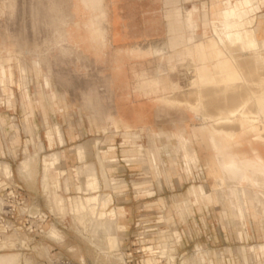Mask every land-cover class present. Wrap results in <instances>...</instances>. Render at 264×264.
I'll return each mask as SVG.
<instances>
[{
    "label": "crops",
    "instance_id": "crops-1",
    "mask_svg": "<svg viewBox=\"0 0 264 264\" xmlns=\"http://www.w3.org/2000/svg\"><path fill=\"white\" fill-rule=\"evenodd\" d=\"M210 1L203 5L200 13L203 24L200 34L197 32L200 28L196 19L198 8H190L194 31L191 34L212 36L213 21L221 18L219 12L225 2L236 3L242 9L255 8V14L264 21V0ZM25 2H65L68 13L63 18L64 34H58L56 48L43 51L33 43L24 45L17 40L15 45L0 49V87L5 86L9 71L11 78L12 71L17 72V81L21 73L22 80L32 82L29 91H23L18 85L15 98L6 97L7 103L13 101L16 105L12 111L3 109L0 112V119L6 121L5 125L0 121V134L19 133L25 141L23 150L26 146L33 147L34 137L40 135L44 142L40 141L39 151L41 143L45 148L40 153H46V148L59 150V167L67 172L82 166L77 146L83 145L86 150V145H91L86 150V161L96 164L103 182L97 151L101 147L108 150L114 146L117 161H104L106 175L112 185L123 182L129 185L119 196L112 193L113 201L108 211L120 233L127 230V225L134 226L142 216L149 219L161 216L179 231V249L184 256L194 247H201L208 251L209 264H264V212L258 208L254 190L239 196L242 200L239 203L238 197L229 195L227 189H220L218 178L226 181V176L221 175L213 145L198 130L203 111L191 109L189 102L196 100L185 98L182 90L175 94L170 89L173 83L182 86L177 81L175 63L169 61L170 56H181L183 52L179 48L163 47L164 53L159 55L163 57L156 62L153 58L157 56L151 54V48L147 50L153 37L167 41L179 38L182 31H178V24L176 31L169 32L168 13L178 7L182 11L186 1L11 0L10 3L18 8ZM91 21L95 24L91 25ZM209 26L211 34L207 31ZM104 29L105 39L100 35ZM136 47H143V52H132ZM25 55H33L34 62L26 64ZM11 57L17 63L7 62ZM190 69L194 70L193 66L187 68ZM27 72H31L29 77ZM158 75L163 84L160 89H154L150 79ZM46 77L51 87L46 86ZM169 96L179 97L183 102L171 103L167 100ZM76 104L75 108L69 106ZM13 112L17 113L15 120H12ZM169 118L184 121L162 122ZM113 120H118V124ZM57 125L63 129L65 146L59 144L55 133V136L52 134ZM152 128L166 135L154 142ZM182 128L185 135L192 138V148L197 153L201 170L192 161V172L187 171L184 150L175 139L167 136ZM263 130L264 112L256 130L246 127L236 138H224L228 151L242 160L264 163ZM89 136L95 137L93 144L94 138ZM151 151L157 155V163ZM93 158L96 161H90ZM136 182L139 186H135ZM194 185H202L205 193L195 192ZM115 197L121 206H114Z\"/></svg>",
    "mask_w": 264,
    "mask_h": 264
},
{
    "label": "rangeland",
    "instance_id": "rangeland-1",
    "mask_svg": "<svg viewBox=\"0 0 264 264\" xmlns=\"http://www.w3.org/2000/svg\"><path fill=\"white\" fill-rule=\"evenodd\" d=\"M185 1L186 2H183L182 11H181V8L178 7V8H174L172 11H169V13H168L169 32L176 31L177 30L176 25L178 24V31H182L178 35L179 38H176V39L171 38L170 40L167 41L164 39H160L159 37L156 36V37L152 38V43L148 44L147 47H150L153 44V45H159L158 47L167 46V47H172L173 49L179 48V50L183 52L181 56H178V55L170 56L169 61L170 62L172 61L173 63H175V68H176L175 72H176V76H177V81H179L182 84V86H181L179 83H173V85H175V84L180 85V88H181L179 90H176V91L173 90V91H174V93H176L177 91L180 92L182 90L183 91L182 95L185 98L189 96V100H192V98L195 95H193V94L191 95V93L195 92L194 90H196V88L192 87L191 82H193V81H191L192 79H190V77L195 75V71L190 69L189 70L190 73H189V71L187 70V68H189L191 66L194 67V65L190 64V60L185 54H187V49L189 47L193 46L194 42L197 41L198 39H200V37L205 36V34L197 36V37H195L194 34H191L194 31L192 29V23L188 22V15L187 14H188V10L190 8H193L194 6H196L198 8V12L196 13V19L198 21V24H200V28L197 32H198V34L202 33L203 32V24H202V20L200 18V13H202V11H203V5L204 4L208 5V4H210L211 1L210 0H196V1L194 0L195 2H191V0H185ZM10 2H11V0H0V49L5 48V47H11V46L15 45L17 40L20 44L23 43L24 45L29 44V43H33L35 46L39 47L43 51H47L51 47H55V48L57 47V45H58V43H57L58 38L57 37H59L58 34L59 33L61 35L64 34V32H63L64 31L63 30V23H64L63 18L66 16V13H68V6H66L65 2H46V3L45 2H25L24 6H19L18 8L14 5V3L12 5V3H10ZM182 12H183V14H182ZM206 14L207 13L205 12V19H207ZM46 19H48L50 22H48V23L44 22ZM190 20H192V17L190 18ZM206 23L207 22H205V24H204L205 26H206ZM92 24H95V22L91 21V25ZM263 25H264L263 19L259 18L257 15H256V21L252 25L253 27L252 26H249V27L246 26V24L244 23L243 20L239 19V17L237 15H234L232 17L231 28L233 30L242 29L244 32H246V30H248L247 28L257 29L259 31V40L261 43V45L258 47V49L264 51V37L262 36V31H264ZM211 29H212L211 26H209L207 29L209 34H211ZM100 32H101L100 35L104 38L106 36L105 29L101 30ZM12 38H14V39L12 40ZM49 40H51L50 43H49ZM252 50H253L252 48L248 49V51H252ZM162 53H164V52H162ZM162 53H160V54H162ZM160 54H152L153 56H157V58H153V61L159 62L160 58L163 57V56H159ZM244 54L246 55V53H243V56H242L243 60L242 61H244V58H245ZM77 56H78V58H80L79 55H77ZM246 58H245V61H248L247 62L248 64L244 63L245 65L247 64L246 65L247 69H245V70L250 72V71H252L251 68L252 67L254 68V66H252L253 62H250ZM24 59H25L24 62L26 64L34 62L33 55H25ZM56 60H58L57 57H56ZM9 61H11V63H17V61L14 59V57L7 58V62H9ZM20 67H21L23 73L26 74V68L21 64V61H20ZM249 68H250V70H249ZM12 72L14 73L13 78H11L10 71H9L5 86L0 87V112H2L3 109H8L11 111L14 110L16 104L13 103V101H12V104L7 103L6 97H8L9 99L11 96H12V98H15V95H16L15 88H17L18 85H19L20 89H23V91L24 90L29 91L30 86L32 85V82H30L29 79L22 80V75L20 72H19L20 73V76H19L20 81H17V72L16 71H12ZM27 73H28V77H29L31 72H27ZM193 73H194V75L191 76V74H193ZM38 79H39V77H37V80ZM45 81H46V86L51 87V83H50V80L48 77L45 78ZM189 83H190V85H189ZM37 84H38V86H40L39 82H37ZM162 84H163V80L160 77V75H158L156 77H152L150 79V85L154 89H160V86ZM262 84L264 85V80L262 81ZM252 87L254 89H255V87H256V89L257 88L260 89V87L258 85H254ZM163 89L167 90V88L164 85H163ZM170 89H172V86L170 87ZM190 89H193L192 92H190ZM259 89H257V90H259ZM218 93H221V92H218ZM218 93L215 92V94L217 96H218ZM239 93H238V95H236L237 93H235V94L233 92L226 93V92L222 91V94L219 95L220 98H221V96H223V98L220 99V100L223 99L221 101V103H220V100H218V99H217V102L214 101L215 99L213 100V98L217 97L215 94H214V96L209 94L212 97H210L209 95L206 96V98L208 97L207 99L209 100L208 104H207L208 100H206V98L204 99L205 103L208 105V107L206 106V108H209L208 110H210V111H216L215 109L216 108L218 109V107L221 106V104L223 106H227L228 104L231 105L234 103V101L236 102L237 100L239 101V99L241 100L244 98L245 93L244 92L242 94L240 93V95H239ZM226 94H229V95L226 96ZM230 95L231 96L234 95L233 96L235 98L234 101H233V97L231 98ZM224 96L226 97V99L224 98ZM239 96L242 98H240ZM173 97L169 96V98H173ZM175 98H177V97H175ZM225 100L227 102H225ZM228 100H229V103H228ZM231 100L233 102H231ZM212 101H214V103ZM69 106L71 108H75V107H77V104L76 105H69ZM69 106L67 105L68 108H69ZM212 106H214V107H212ZM212 109H214V110H212ZM16 115H17V113L13 112V116H15V119H16ZM0 121L2 122L3 125L6 124V121L3 118H1ZM183 121H184V119H175V118H169V119L162 120L163 123H171V124H175L176 122H183ZM113 123L115 125H117L118 120H113ZM202 126H204L203 120L200 119L198 130L202 134L203 138L205 140H207L206 135H207V133H209V128L208 127L202 128ZM180 130L181 129H179L175 133L176 134L179 133ZM150 132L152 134V133L159 132V131L152 128V129H150ZM54 133L56 134V138H58V140H59V144L61 146H65L67 144V140L65 138V135H64V132H63V129L61 128V126L57 125L55 127V130L52 131L53 135H54ZM136 136L137 137L140 136L138 132H136ZM89 138H94L93 140H91V143L93 144L95 141V137L89 136ZM40 141L44 142L43 138L40 135L35 136L34 137V146H33L34 148L32 146L31 147L26 146L25 150H23V148H24L23 145L25 144V141H24L23 136H21L19 133H17L16 135L13 134L10 136H6V135L3 136L0 134V160L5 161V162H10V164H12L11 165L12 166V172H13V176H14L15 180L22 182V184H24V186L27 190L26 191L27 200H28L29 206L32 209V213L37 214L38 212H44L45 214H48V216H49L48 220L44 223V227L46 230L45 233H42L39 235H34V234H27V232L23 231L20 233L21 235L10 233V234H8L9 236L7 235V237L5 236L4 238H1L0 239V247H1L0 248V254L20 253L21 257H22V261L20 264L24 263L26 259L28 261L30 260L29 263H34V262L38 261L39 258L49 259L52 256L68 257V258L74 259L77 262L81 263L80 257L82 255L85 256L86 264H125V263H123V262H126L124 255H123V252H125L126 246L128 244V238H130V236L134 233V226L133 225L132 226L127 225V230L125 232L120 233L118 225L116 224L115 227L117 230L115 229V232H116L115 235H117L116 236L117 240H116L115 236H114V238L112 236L111 237L109 236L111 238L109 240L106 236L107 234H105V233L104 234L106 237L103 238V236H102V237L98 238V236H96V234L99 235V233L95 232V234H94V232H93V230H95L94 228H92L93 224L91 225V223H89L87 220L84 221V219H85L84 209L81 212L74 210V207H76L78 200L73 202V204H72L73 207L67 206L66 213L68 211L69 215L68 216L66 215L65 217H63L62 212H59L57 209H55V211H54V209L51 210V208H47L45 206V202L40 201L30 191V188L28 187L27 180L25 178H23L22 176H20L18 173V164L24 158V154H26L28 152L29 153H35L36 152L35 156H37L39 154L40 159L42 161H44V158H46V160L49 161L50 166H51V170L53 172L65 173V174L69 173L66 170H61V168L59 167V164L61 162V154H60L59 150L54 149L52 151H49L46 148V153H40V152H43L45 149L43 144L41 143L40 144V151H39ZM86 146H87L86 150H87V148L91 147V145H86ZM18 147H20V149ZM77 148H78L77 150H78V154H79V160L83 166H78L79 168L77 167L74 172H71V175L83 182L81 184L83 186H81V187H84V184L86 183L85 190H84V192L82 191L78 194L79 197L86 198V197H89V196L94 195V194H98V195L101 194V195H105V196L110 194L113 197L112 193L114 195L116 194L117 196H119L120 194H123L125 192V190H127L129 188V185L126 184L125 182H123L122 184L120 183L117 185H112L113 183L108 179V177H107V179L105 178L107 176L105 174L103 175V178H104V182H103L101 180L100 175H99V171H98L96 164L93 163L94 164L93 165L92 162L86 161V159H85L86 157L85 158L82 157V155L84 156V152L86 150L80 155L79 145ZM101 148L103 149L105 147H101ZM252 149L257 150L255 147H253ZM114 150H116V148L114 146H111L108 150H102L103 151L102 155L106 158V160H107V158L117 159V155H116V152ZM57 154H58V159H57ZM44 155H45V157H44ZM85 155H86V152H85ZM80 156L82 158H84V160H82L80 158ZM97 158H98L99 162H100V159H102V157H100V156L99 157L97 156ZM104 160L102 159L103 162L102 161L101 162L104 163ZM90 161H96V159L93 158ZM157 161L158 160H156L155 162L157 163ZM101 162H100V164H101ZM88 164H91L92 166H94L93 171L96 170V172L94 171V173H93V171H92V173L94 174V176L97 177L98 181L97 180H94V181L98 182L97 184L99 186L98 185L97 186L99 187V189L96 185L95 186L97 188L94 186L96 188V190L93 186L91 187V189H89L88 186H90V185L88 182H91V181H88V180L85 181V179H84L86 176H84L85 173H83V172L88 170L87 169L89 167ZM187 164H188V168L186 167L185 169L191 173L192 172L191 164H190V162H188ZM85 165H88L86 169H84ZM95 167H96V169H95ZM103 167H105V166H103ZM219 167H220L221 175H223L220 163H219ZM101 168H102V166H101ZM199 168H200V166H199ZM83 169H84V171H82ZM77 170L80 172V173H78L79 175H76V173L78 172ZM91 170H92V168H90V170H88L86 172L87 174H90V176L93 175L92 173H89ZM104 171H105V168H104ZM80 174H81V177L78 178L80 176ZM82 174H83V176H82ZM102 174H103V168H102ZM87 176H89V175H87ZM96 177L94 179H96ZM218 185L220 186V189H221L222 185L219 182V178H218ZM228 185H229V183H228ZM228 185L226 183L224 184L225 187ZM135 186H139V183L136 182ZM200 186L201 185H199V186L194 185L193 186L194 191L201 193L202 191L200 190ZM86 188L89 189L87 192H86V190H87ZM52 194L53 193H51V196H52ZM121 205L122 204L117 203V199L115 197L114 206L118 207ZM156 205L159 206L158 203ZM172 206H175V205L173 204ZM65 209H66V207H65ZM72 210H73V212H72ZM108 211H110L109 208H108ZM54 212H56V213H54ZM73 216H74V218H75V216L76 217L78 216L80 218L79 219L80 221L76 220V218L74 219ZM82 217H84V219ZM126 220H127V218L124 220V222H126ZM87 222H88V224H87ZM53 224H54V226L58 227L64 233L66 240L63 242H65V243H63V242L57 243V242H55V241H53L47 237L48 231L54 227ZM109 224L113 227L115 225L114 223H113V225L111 223H109ZM89 225H91V226H89ZM101 238H103V239H101ZM105 238L108 240H105ZM3 240L4 241L6 240L5 243H3L4 242ZM23 240H24V242H23ZM112 240H113V242H112ZM9 242H10V244H9ZM61 243H63V244H61ZM4 246H6V247H4ZM45 246L48 247L50 250V253H52L50 255V257L45 255V253H44L45 250L43 248H45ZM187 249H189V248H187ZM43 250H44V252H43ZM186 250H184V251H186ZM180 253H183V252L180 251ZM191 254H192V251L189 250L188 255H191ZM120 255H121V257L123 256V258L119 257ZM117 258L119 260H121V259L122 260L119 261ZM123 259H124V261H123Z\"/></svg>",
    "mask_w": 264,
    "mask_h": 264
},
{
    "label": "bare ground",
    "instance_id": "bare-ground-1",
    "mask_svg": "<svg viewBox=\"0 0 264 264\" xmlns=\"http://www.w3.org/2000/svg\"><path fill=\"white\" fill-rule=\"evenodd\" d=\"M255 10H256L255 8L242 9L236 3L225 2V7L222 8L219 12L221 14L220 15L221 18L216 21H213L212 36L207 37L205 35L203 37H200V39L194 42L193 46L187 49V54L185 55L189 58L190 64L194 65L193 69L195 71V75L190 77V79H192L191 81H193L191 82L192 87H195L196 90H194L195 92H192V90L194 89L193 88V89H190V92H192L191 95L192 94L195 95L194 99L196 98L195 99L196 101L192 99L195 102L193 103L190 101L189 106L191 107V109L195 111L198 109L203 111V113H201L200 115V119L203 120V124H204L202 128L203 127L209 128V133H207L206 138L208 142L213 145L216 151L217 160L221 166L222 173L226 176V181H224L223 178H219V182L222 185L221 190L226 191L227 189L231 193V194L229 193V195L238 197L237 201L239 203H242V200L239 198V196H243V194L248 193V191L254 190L255 197L259 205L258 208L261 207L262 212H264V163L261 160H258V161L242 160L238 158L235 154L230 153L228 151L227 145L224 142L225 137L234 139L237 137V133L246 127H250L251 129L256 130L260 122V119L262 117V114L264 112V85L262 84V81L264 80V54H263L264 51L258 49V47L261 45L260 40H259V31L254 28L253 29L247 28L248 30L244 32L242 29L233 30L231 28V23H232L231 19L234 15H237L239 19L243 20L246 26L248 27L252 26L256 21ZM187 15H188V22H191L190 18L192 17V11L190 9L188 10ZM194 35L195 37L199 36L197 34H194ZM158 46L159 45L152 44L150 47H147V50L148 48H151V54H160L164 52L163 47H158ZM249 48H252L253 50L248 51ZM143 50H144L143 47H136L132 49V51L136 53L143 52ZM243 53H246V55L244 54L245 58L247 57L246 59H248L250 62H253L254 64V65L252 64L254 68L252 66H251L252 68L250 67L252 69V71L250 72L245 70L247 69L246 65L248 64L247 63L248 61H245L244 57L243 58L245 62L242 61ZM244 63H247V64L245 65ZM254 85H258L260 89L257 88L259 89L257 90L256 87L254 89L252 87ZM179 89H181L180 85H177V84L172 85V90L176 91ZM222 91L226 93H229V92H233L234 94L237 93L236 95H238L239 92L241 94L244 92L245 95H244V98L241 100L239 99V101L236 99L237 100L236 102L234 101L235 99L233 97L234 95L233 96L230 95L231 98L233 97L234 103L231 105L228 104L227 106H223L222 104L221 106L218 105L219 106L218 109L216 108L215 113H212V111L208 110L209 108H206V106L208 107L207 104L209 103V100L207 99L208 97L206 98V96L209 94L214 96L215 92L217 93L221 92V93H218V96L215 94L217 97L213 98V100L215 99L214 101L217 102V99L220 100L221 98H223V96H221V98L219 96L220 94H222ZM227 95L229 94H226V96ZM178 98H175V96L173 98L168 97L167 100H169V102L171 103L181 104L183 102L182 101L183 99L181 100ZM205 98L206 100H208L207 104L204 101ZM224 98L226 99L225 96ZM222 100H220V103ZM214 101L212 102L214 103ZM233 101L231 100V102ZM225 102L227 101L225 100ZM228 103H229V100H228ZM162 135H166V133L163 131L155 132L151 134V138L155 142L156 140L158 141V139ZM167 136L170 139H175L178 145L180 146V148L184 150L186 167L188 168V164H187L188 162H190L191 164V162L193 161L199 168L200 164H199L197 153L195 149L192 148V138L187 137L185 135V129L182 128L179 133L167 134ZM190 147L193 149V152L191 151L192 149L190 150ZM177 148L179 147L177 146ZM79 149H80L79 151L81 155L85 151V148L83 145L82 146L79 145ZM85 152H84V156L82 155V157L87 158V156L85 155ZM102 153L103 151L99 149L97 151V156L98 157L100 156L102 157L103 160L104 159L106 160V158L102 155ZM35 155H36L35 153L28 152L24 154V158L19 162L18 173L23 178L24 176L22 175V169L25 167L26 164L30 168L31 159L35 157ZM151 155H154L155 161L158 160V157L155 153ZM82 157L80 156V158L84 160V158ZM57 159H58V154H57ZM102 159H100V162L102 161ZM111 160L113 161L114 159H110V161ZM44 162L46 163L47 167L51 169L49 161L45 160L44 158ZM102 162H101V166L103 168V175L104 174L106 175V172L104 171L105 167H103L104 163ZM88 165L90 168H92V170L89 173H92L94 166H92L91 164H88ZM88 165H85L84 169H86ZM89 167L87 168L88 170H90ZM84 169L82 171H84ZM4 170L7 176L9 177L13 176L12 166L10 162H4ZM87 171L83 172L85 173L84 176H86L84 178L85 181L86 180L91 181V182L87 181L89 185H91V187L92 186L94 187L95 185L97 186L98 182L94 181V180H97V177L94 176L93 174L94 171L96 172V170L93 171L92 176H90V174H87L86 173ZM78 173L80 172L78 171L76 175H79ZM80 177H81V174L78 178ZM95 177L96 179H94ZM105 178L107 179V176ZM225 183L227 185L229 183L228 188L224 186ZM85 186H86V183L84 184V187H82L84 188L83 192L85 190ZM91 187L88 186L89 189H91ZM88 188H86L87 189L86 192L89 190ZM200 190L202 191L203 194L205 193V188L202 185L200 186ZM52 193H53L52 194L53 199H56L57 196L59 195L55 190ZM100 195L101 194L99 195L94 194L86 198L79 197L77 201V205L76 207H74V210L81 212L84 209L85 219L84 217L82 218L84 219V221L87 220L89 223H91V225L93 224L92 228H94L95 230H93L92 228L91 229L93 230L94 234L95 232L99 233L100 236L96 234L98 238L102 236L104 238L107 236V238L110 240L111 236L113 238L114 236L115 237L117 236L115 235L116 234L115 232L116 221L109 218V215H108V208L113 201V197L110 194L106 196L101 195L102 197ZM231 203L233 204L235 202L231 200ZM71 207H73V205H71ZM56 209L59 212H62L63 217H65L66 215L67 216L69 215L68 211L66 213L67 207L66 209L65 207L64 208L58 207ZM75 218L76 220L80 221L79 220L80 218L78 216L77 217L75 216ZM109 223H111L112 225L114 223L115 224L114 227L111 226ZM104 233L107 235L105 236ZM47 237L57 243L63 242L65 240L64 233L56 226H54L52 229L48 231ZM108 239L105 238V240H108ZM116 240H117V237H116ZM5 241L3 243H5ZM43 249L45 250V252L43 250L45 255L50 257L51 253H50L49 248L45 246V248ZM119 257H121V255ZM121 258H123V256ZM21 261H22V257L20 253L0 254V264H20ZM29 261L27 259L25 260L26 263H29ZM80 261L82 264H86V259L84 255L80 257ZM123 263L127 264L126 262H123Z\"/></svg>",
    "mask_w": 264,
    "mask_h": 264
},
{
    "label": "built area",
    "instance_id": "built-area-1",
    "mask_svg": "<svg viewBox=\"0 0 264 264\" xmlns=\"http://www.w3.org/2000/svg\"><path fill=\"white\" fill-rule=\"evenodd\" d=\"M12 120H15V116H12ZM4 162L0 160V239L10 233L20 234L23 231L34 235L45 233L44 223L49 218L48 214L32 213L24 184L16 181L14 176H7ZM178 234L179 231L168 224L164 217H141L134 224V233L128 238L123 252L127 264H209L208 251L201 247H194L188 256L180 253L181 236L178 237ZM22 264L81 263L68 257L52 256Z\"/></svg>",
    "mask_w": 264,
    "mask_h": 264
},
{
    "label": "clouds",
    "instance_id": "clouds-1",
    "mask_svg": "<svg viewBox=\"0 0 264 264\" xmlns=\"http://www.w3.org/2000/svg\"><path fill=\"white\" fill-rule=\"evenodd\" d=\"M30 170L31 177L26 179L28 187L40 201L45 202L47 208L56 209L71 206L74 201L79 199L78 194L83 191L82 181L73 177L71 172L67 174L53 172L40 159L39 154L31 159ZM53 190L59 194L56 199L51 196ZM59 202L62 204L58 206Z\"/></svg>",
    "mask_w": 264,
    "mask_h": 264
},
{
    "label": "snow or ice",
    "instance_id": "snow-or-ice-1",
    "mask_svg": "<svg viewBox=\"0 0 264 264\" xmlns=\"http://www.w3.org/2000/svg\"><path fill=\"white\" fill-rule=\"evenodd\" d=\"M22 175L24 176L25 179H30V177H31V170H30V168L28 167L27 164L22 169ZM90 187H91V185H90ZM59 204H62V202H59L58 206H59Z\"/></svg>",
    "mask_w": 264,
    "mask_h": 264
}]
</instances>
